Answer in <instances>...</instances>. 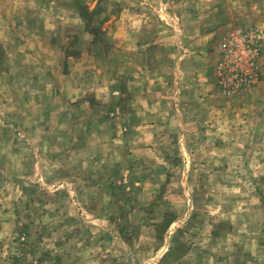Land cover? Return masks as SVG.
I'll return each mask as SVG.
<instances>
[{"label":"rangeland","instance_id":"rangeland-1","mask_svg":"<svg viewBox=\"0 0 264 264\" xmlns=\"http://www.w3.org/2000/svg\"><path fill=\"white\" fill-rule=\"evenodd\" d=\"M249 27L263 36L256 86L181 93L186 118L225 105L221 125L201 110L158 156L150 132L121 134L123 105L153 120L141 65L178 81L170 59L217 62ZM85 128L118 140L85 142ZM0 264H264V0H0Z\"/></svg>","mask_w":264,"mask_h":264},{"label":"crops","instance_id":"crops-1","mask_svg":"<svg viewBox=\"0 0 264 264\" xmlns=\"http://www.w3.org/2000/svg\"><path fill=\"white\" fill-rule=\"evenodd\" d=\"M200 40V39H199ZM154 57L150 58L151 60H155L153 59ZM183 58V59H182ZM181 58L182 63L180 66V68H176L174 70V60H169L168 64L166 66V74H169L170 76L172 75H178L181 76L180 80L176 81L174 79V76H172V78L170 80H166L165 83H163V81L161 82V77H159V73H155L152 70H145L144 67L145 65H141L140 71H141V78H145L146 75H148V78L150 79L149 84H152V88L147 89V87H145L142 83H134L135 85L133 87H135L134 89H137L135 91H137V93L139 94V91H143V93L145 95H147V99L145 100V102L148 103V108L149 112L151 113L150 116H152L153 120H145L144 122L139 120L140 116L139 114H135L134 116H131V113L128 112L129 109L126 107V105H123V107H119L118 109L121 110L120 112V117L121 118V122H119L118 125L119 128H121V134H124L125 131H127V127L134 126L135 129H131V131H137V133H132L131 135L137 136L134 137L135 140H142L141 137L139 136V130H140V134L146 133V132H150L149 138L146 140H149L150 143H153L151 146V149L153 147V149L155 150V152L157 153L158 156V152H159V146H158V139L161 138L162 134L164 132L168 133L171 131L170 127L171 126H178L180 127H185L189 124H192L194 121H196L197 125H203V121L202 118L200 117V112L201 110H205L207 109L208 111L211 110V113L209 115H213L214 119L213 122L214 124H219L221 125V119H224V115L222 114V109L225 108V105L221 106L220 103L214 102L213 103H195V110L197 111L194 115L186 118V116L181 115V109H184V104L182 103L181 100V93L184 95V93L186 92H194L191 91L193 90V88L197 87H205V86H209L211 89L213 88H218L216 85V61H212L213 63L211 64L210 61L206 60V55L204 53L201 54H187L184 55ZM260 66V64H259ZM143 67V69H142ZM138 70V69H137ZM177 71V73H176ZM126 76V75H125ZM140 77V76H139ZM138 77V78H139ZM131 79V78H130ZM129 80V79H128ZM135 81V80H134ZM212 81V84H211ZM214 81V82H213ZM133 83V82H131ZM208 83V84H207ZM163 86H165V93L161 94L159 93V87L162 88ZM141 87V90H138V88ZM128 86L124 87L123 90V97L124 99L127 100L130 98V93L127 90ZM132 88V87H131ZM177 89V90H176ZM210 90V89H209ZM142 93V95H143ZM162 95V96H159ZM140 101H144L143 97L139 98ZM73 107L75 111L81 110L79 107V105L84 104V101H79L77 99V97L75 99L71 100ZM127 102V101H126ZM85 103L88 104V101H85ZM144 104V103H143ZM165 104V113L161 111V114H159L158 110H157V106L158 105H162ZM93 105L92 103L89 102V106ZM182 105V106H181ZM203 105V106H202ZM202 106V107H201ZM154 108V111L151 112V110ZM157 111V113H156ZM90 115L92 114V109H90ZM202 117H205L204 113H201ZM196 117V119H194ZM85 119L92 121L91 117H85ZM99 120V119H98ZM96 120V121H98ZM202 120V121H201ZM74 121V120H73ZM72 123H75V121ZM80 122V119H77V123ZM82 124L86 125L88 127V123L87 121L83 122ZM94 123L92 122V124H90V126H93ZM126 127V128H125ZM165 127V129L163 128ZM98 128V126H97ZM125 128V130H124ZM163 130V131H162ZM176 132V131H175ZM85 138L86 141H93L95 139H97L99 142H104V141H117L118 139H115L114 137H111V135L113 133H109L108 136L105 134L104 129H92V130H88L87 128H85ZM91 135H93V137H91ZM187 134L184 133L182 134V129L178 130V135L177 138L179 140H183V139H187ZM146 138V137H145ZM161 140V139H160Z\"/></svg>","mask_w":264,"mask_h":264},{"label":"built area","instance_id":"built-area-1","mask_svg":"<svg viewBox=\"0 0 264 264\" xmlns=\"http://www.w3.org/2000/svg\"><path fill=\"white\" fill-rule=\"evenodd\" d=\"M263 36L255 27L226 34L217 49L216 78L225 95L232 96L257 85Z\"/></svg>","mask_w":264,"mask_h":264}]
</instances>
